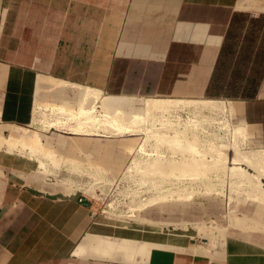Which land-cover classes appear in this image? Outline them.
<instances>
[{
    "label": "crops",
    "instance_id": "1",
    "mask_svg": "<svg viewBox=\"0 0 264 264\" xmlns=\"http://www.w3.org/2000/svg\"><path fill=\"white\" fill-rule=\"evenodd\" d=\"M248 3L0 0V122L30 124L52 79L112 96L228 98L248 142L264 148V9ZM214 75L221 91L248 80L256 89L233 96L211 88L208 95ZM14 159L0 162V264L239 263L240 244L201 252L188 234L144 238L92 229L89 202L78 193L41 192L31 168ZM87 234L137 244L132 252L95 240L85 248Z\"/></svg>",
    "mask_w": 264,
    "mask_h": 264
},
{
    "label": "rangeland",
    "instance_id": "2",
    "mask_svg": "<svg viewBox=\"0 0 264 264\" xmlns=\"http://www.w3.org/2000/svg\"><path fill=\"white\" fill-rule=\"evenodd\" d=\"M74 91H75L74 89H70V88L57 89L52 87L51 91L46 90V95L44 97V100L43 99L41 100L43 101V103H49V102L61 103L63 100L68 101V103H74L77 101V97H75ZM150 97H161V96L153 95ZM223 99H228V98H223ZM230 103L228 102L229 106ZM133 107H136V104H133ZM137 107L139 110L141 105L137 104ZM195 112L198 113L199 111L193 112L192 110L189 109H183V110H176L173 112L171 111L170 113L167 114V116H160L159 112L157 113L151 111V113L153 114L151 113L150 114L156 117L153 120L152 118H149L147 116L149 119L146 117L147 121L146 120L142 121L141 120L142 119L141 117L143 116L142 115L140 119L134 118L135 121L133 120L132 122L136 123L139 120V123L142 122L143 125H146V122H153L155 123L154 126L156 127L161 126L160 122H163L164 125L166 124L169 125L170 122L171 123L174 122L173 125L178 126L179 128H183L185 126L189 127L194 123L196 124L197 129L202 128L201 129L202 133H199L198 135L200 140L199 142L204 143L205 141H207V139H209L219 144L225 143L226 145H228V148L225 149L227 153V157H233L234 150L232 147L231 148L229 147L231 141V139H229L230 130L228 131H224L223 129L218 130L217 125L218 126H222V125L221 124L219 125L217 122L220 120L221 121L226 120V123L227 122L230 123V121L233 120V122L236 123L238 122V119L236 118L237 116L234 114L233 119H231L229 118L230 115L228 112H224V113L222 112L218 116L214 114L211 115L210 113L208 115V112L205 111H200L202 112V114L200 112L199 114H196ZM51 113L46 108H38V110L34 115L35 119L30 124L18 125L11 123L14 126L27 127L31 130L37 131L42 135L43 138L42 142L43 144L44 143L45 144L38 148L37 151L39 153L36 152V155H31L29 153V150L26 149H22L24 150L22 151L21 149L17 150L18 148H16L11 152H8L5 151L3 148H0L1 149L0 162L5 163L6 159L8 158H15L14 160H16L17 158L20 164L22 165L25 164L26 167L31 168L30 174L34 175L33 186L38 188L43 193L58 192V193H64L65 195H70L74 193L80 194V196H82L87 202H89V206H88L89 213L94 218V221H96L95 224H91L92 229H97L103 231L104 233H109L113 235H129V236L144 237V238L151 237L154 234L164 235V236H172V235L181 236L183 234H188L192 236L191 240L197 243V249H199L200 245H203L204 242L207 241V239H205V237L207 238L206 233L209 234L211 233L210 235L212 236V238L208 237V239H212L211 244L209 246L211 250H217V248L221 249L224 246L226 248L230 243L233 245L240 244L242 245V251L240 250L238 251V256L241 257L237 260V262H239L238 264H264V247H262L264 246V201H259V200L256 201V199H253L250 188L246 186L243 182L233 181L232 179H229L230 178L229 175L227 176L228 172H223V173L213 172V171L210 172L208 169H205L207 171H204L203 166L205 168L206 167L208 168L210 166L208 163H202L201 164L202 166H196L197 164L196 165L194 164L196 167L195 166L192 167L189 164H184L185 166L182 164L178 165L176 162L175 164H172L175 166H172L170 168L168 167L166 169L162 168L161 170L160 169L158 170L157 178L165 182L168 180L170 184L168 182L166 184L165 182L160 180L161 183L163 182L162 183L163 185L160 184L161 186L160 188L163 189H159V191H155V192L151 191L153 193L152 196L151 192L147 193V191H145L146 184H144V182L146 183V181L143 178L144 176H142L143 173L141 171V168L138 165H135L133 161V160L136 161L139 160L138 162H140V158H141L140 152L134 151V149L132 148H134L135 147L134 145H137L136 143H138L142 139V136H144L143 132L137 131L138 133L136 134H128V133L114 134L107 132L108 134H106V136L83 134V133L74 134L71 132V129H69L73 125L74 121L75 124L77 123L78 120H74V119L70 120L68 126L66 124L67 127L66 126H64L63 128L48 127L47 129L45 128L47 126L42 122L45 121L47 122L53 119L51 117L57 116L56 113L53 112ZM98 113H101V110H99ZM150 114L149 116L151 117ZM200 116L209 118V121L212 122V124L215 125V127L212 126V124L209 121H207L205 118H203L204 119L203 121L198 120L201 119ZM164 117H167V119L165 118L166 119L165 121L163 120ZM195 118L196 120H194ZM39 120H41V122ZM190 121H192V123H189ZM139 123L137 125H139ZM6 124H10V123L0 122V127ZM226 128L228 129V127L225 126L224 129L226 130ZM206 132H210V133L208 134ZM226 132L229 133L226 134ZM3 134L7 136L8 132L4 131ZM58 135L62 137L61 138L63 140L62 144H57L55 141L56 140L55 136L58 137ZM218 137L219 138L223 137L224 139L223 138L219 139ZM134 138L136 139L134 140ZM187 139L188 140H186L184 137H180L177 135H175L174 138L173 136H171V138L169 137L167 138V140L165 139L163 140L165 142L162 143L160 148L162 150L165 149L163 151L164 155L170 158L173 157L174 159H177L176 157L177 155L183 153L184 154L189 153L190 151L188 152V150H191L190 147L193 146L192 144H194L195 147L198 145L197 147H199V149L206 148L205 150H209V147L213 148L212 145L207 146L206 142H205L206 144L205 143L202 144L191 141L192 139L190 137H188ZM123 142L126 143L125 146H123L125 144ZM108 143H110V145ZM111 144L113 147L111 146ZM199 144H201L200 145L201 147L199 146ZM202 146H206V147H202ZM238 146L242 151L246 152L247 154H252L256 149L259 148V147L255 148V146L251 145L247 139L246 140L244 139L242 141L240 140ZM129 149H132L133 151ZM184 151L187 152L185 153ZM45 155L48 157H46ZM106 155H108L109 157ZM35 156H39V157L41 156L40 158L42 160L44 159L43 157H45V160H43L44 167L38 166V161L35 159ZM79 158L81 160H79ZM111 159H113L112 163H111ZM129 165H134V166L128 168ZM228 165L230 166L233 164H230L227 161L225 166ZM241 166L245 167L246 171L253 172V169L248 167L247 165L242 164ZM42 167L45 169H43ZM195 168L196 170L199 168L201 172L199 169L198 171L193 170ZM46 169H48V172ZM41 170L45 172H42ZM165 171L168 174H165ZM187 171H189L188 174L186 173ZM190 171L194 175L197 172H199L200 175L198 176L196 175L197 177H203L202 172L204 171L205 173H203V175L206 176L203 178L202 182H195V184L194 182H190L191 184L186 183L187 188L180 187L179 181L177 182V180H180L179 177L186 180L187 177L191 176ZM159 172H161L162 174L164 172V176L162 177L161 176L162 174L161 173L159 174ZM142 178L144 180H142ZM162 178H164L165 180ZM191 185L193 188L189 187ZM89 190H91V192ZM143 190L145 192H143ZM92 191L96 193L94 194ZM246 194H248L249 196H247ZM150 196L155 197L153 202H147ZM170 196L173 197L170 198ZM160 198H162L163 200ZM141 218H144L145 220ZM146 219L152 221H159V223H154V222L150 223L146 221ZM211 220H213L212 221L213 223L209 222ZM243 220L245 223L243 222ZM165 221L203 222L206 228L204 227L205 231H200L197 228L191 226V224L170 225V224L160 223ZM249 223L251 224V226L249 225ZM255 223L258 224L255 225ZM252 224H254V226L256 227L253 228ZM214 226H216V228H213ZM258 226L259 228H257ZM224 238H226V242Z\"/></svg>",
    "mask_w": 264,
    "mask_h": 264
},
{
    "label": "bare ground",
    "instance_id": "3",
    "mask_svg": "<svg viewBox=\"0 0 264 264\" xmlns=\"http://www.w3.org/2000/svg\"><path fill=\"white\" fill-rule=\"evenodd\" d=\"M258 1L259 0H249L248 4L252 3L253 7L255 6L257 8L264 9V4L261 3V2L258 3ZM47 81L51 84V86L53 88H57V89H61V88L74 89L77 92L78 95H77V101L74 102V103H68V101H66V100H63L61 103H59V102H49V103L36 102L35 103V108H34V115H35L36 111L38 110V108H46V109H48L50 111V113L53 112V113L57 114V116H53V115H56V114H53L52 115L53 117H51L53 119H51V120H49L47 122L45 121L46 119L43 120V121L46 122V123L42 122V123H44L47 126L45 128H47V129H48V127H50V128H53V127H55V128H58V127L63 128L64 126H66V124H67V126L69 125L68 123L70 122V120L74 119V120H78L77 123L75 124V121H74V123L72 122L73 125L71 127L69 126L70 128L68 127L69 129H71V132L74 133V134L75 133H83V134L105 135L106 136V134H108L107 132L114 133V134L115 133H117V134L118 133L136 134V133H138L137 131H141V132L144 133V136H142V139L141 140L139 139L140 141L138 140L139 142L136 143L137 145H134L135 147L132 148V149H134V151L140 152V156H141L140 162H138L139 160L138 161L133 160V159L132 160L134 161L135 165H138L141 168V171L143 173L142 176H144L143 178L146 181V183L144 182V184H146L145 191H147V193H149L151 191L155 192V191H159V189H163V188H160L161 187L160 184H162L165 181L157 178V173H158L159 169L161 170L162 168L166 169L168 167L170 168L172 166H175V165H172V164H175L176 162H177L178 165L179 164L180 165L181 164L182 165L189 164L192 167L195 166L196 164H197L196 166H202L201 165L202 163H208L210 166L208 168L207 167L205 168L203 166L204 171H207L205 169H208L210 172L211 171L220 172V173L221 172L222 173L223 172H228L227 176L229 175V177H230L229 179H232L233 181L243 182L246 186H248L250 188L253 199H256V201L257 200L264 201V181H263V178H264V148H258L252 154H247L246 152L242 151L239 148V146H238L239 141L240 140L242 141V140L246 139L245 128H244V126L241 123H235V122H233V120L230 121V123L229 122L226 123V120H222V121L220 120V121L217 122L219 125L220 124L222 125V126H218L217 125L218 130H221V129H223L224 131L230 130V133L229 132L228 133L230 134L229 139H231V141H230V144L229 143H227V144H229V147L230 148L232 147L233 150H234V156L233 157H227V153H226L225 149L228 148V145H226L225 143H220L219 144V143H217L215 141L207 139V141H205L207 143V146L208 145L209 146L210 145L213 146V148L209 147L210 153H209V150H205L206 148L205 149H203V148L199 149V147H197L198 145L195 147L194 144H192L193 146L190 147L191 150H188V152L190 151L189 153H186L187 151L186 152L184 151L186 154L183 153V154L177 155L176 156L177 159H174L173 157L170 158V157H167L166 155L163 154V151L165 149L162 150L160 148L162 143L165 142L163 140L164 139L167 140V138H169V137L171 138V136H173V138H174V136L177 135V136H180V137H184L186 140H188L187 138L190 137L192 139L191 141H194L196 143L197 142L198 143H202V142H199L200 140H199V137H198L199 133H202L201 132L202 128L201 129H197L196 124H194V123L191 126H189V127L185 126L183 128H179L178 126L173 125L174 122L173 123L170 122L169 125H167V124L164 125L163 122H160L161 126H159V127L158 126L157 127L154 126L155 123H153V122H146L148 117L152 118V120L154 118H156L154 115H151V114H153V113H151V111L157 112V113L159 112L160 116H167V114L170 113L171 111L173 112V111H176V110H183V109H189V110H192L193 112L194 111H199V112L200 111H205V112H208V115L210 113L211 115L214 114L216 116H218L222 112L223 113L224 112H228L229 115H230L229 118L232 119V113H231V110H230V106L228 104L229 100L223 99V98H212V97L211 98L210 97H201V98H176V97L174 98L173 97V98H170V97H144V96H126V95L112 96V95L104 94L98 88L91 87V86H88V85H85V84H76V83L63 82V81H57V80H52V79H48ZM75 97H76V95H75ZM133 104H136V107H137V104L141 105L140 109L138 110V107H137V109H136V107H133ZM99 110H101V113H98ZM199 112L198 113L195 112V113L199 114ZM200 113L202 114V112H200ZM149 114L151 115V117L149 116ZM155 115H156V113H155ZM172 115H175V114H172ZM46 117H48V116H46ZM140 117L142 118L141 119L142 121L146 120L145 121L146 125H143L142 122L139 123V120L136 123L132 122L134 120V118L140 119ZM157 117H158V115H157ZM211 117H213V116H211ZM165 118L167 119V117H164V119H163L164 121L166 120ZM179 118H181V117H179ZM200 118L201 119H198L200 121L201 120L203 121L204 120L203 118H205L207 121H209V118H206V117H203V116H200ZM34 119L35 118H33V120ZM194 120H196V118ZM39 121L41 122V120H39ZM215 122H216V120H215ZM138 123H139V125H137ZM189 123H192V121H190ZM210 123L212 124V122H210ZM11 125L12 124H6V125H3L2 127H0V148H3L5 151H8V152H11L12 150H14L16 148H18L17 150L26 149V150H29V153L31 155H36V152H38L37 151L38 148L45 144V143L43 144V142H42L43 141L42 135L40 133H38L37 131L31 130V129L27 128V127L14 126V125L11 126ZM212 126L215 127V125H213V124H212ZM225 126L228 127V129L226 128V130H225L224 129ZM136 127H138V128H136ZM43 130H44V127H43ZM4 131L8 132L7 136L3 134ZM206 133L209 134L210 132H206ZM214 133H216V132H214ZM228 133L226 132V134H228ZM55 137H56V140H55L56 143L57 144H62V141H63L61 139L62 137H60L59 135H58V137L57 136H55ZM222 138H219V139H222ZM135 139L136 138H134V140ZM131 142H132V140H131ZM226 142H229V141H226ZM123 143H125V142H123ZM204 143H202V144H204ZM108 144L110 145V143H108ZM125 145H126V143L123 146H125ZM200 145L201 144H199V146ZM111 146H112V144H111ZM69 147H70V145H69ZM202 147H206V146H202ZM123 149H125V148H123ZM132 149H129V150H132ZM129 150H128V152H129ZM22 151H24V150H22ZM27 155H29V154H27ZM106 156H108V155H106ZM40 157L39 156H35V159L38 161V166L39 167L43 166V164H44L43 160H45V157H43L44 158L43 160ZM46 157H48V156H46ZM30 158H31V156H30ZM79 160H81V159L79 158ZM112 160L113 159H111V163H112ZM103 161H104V159H103ZM227 161H228V163L233 164V165L225 166ZM242 164H245L248 167L252 168L253 172L246 171V168L241 166ZM203 165H205V164H203ZM133 166L134 165H129L128 168L133 167ZM186 167H188V166H186ZM43 169H45V168H43ZM198 169L196 170V168H195L193 170L198 171ZM201 169H202V167H201ZM46 170L48 172V169H46ZM204 171L202 172V176L203 177H197L198 175H200L199 172H197L194 175L190 171L191 172L190 173L191 174L190 177H187L186 180H184L181 177H179L180 180H177V182L179 181V186L183 187V188L187 186L186 183L187 184H191L190 182H194V184H195V182H202L203 178L206 176V175H203V173H205ZM42 172H45V171H42ZM200 172H201V170H200ZM160 173L161 172H159V174ZM186 173L188 174L189 171H187ZM165 174H168V173L165 171ZM192 175H194V176H192ZM161 176L162 177L164 176V172H163V174ZM207 177H208V175H207ZM143 178H142V180H144ZM164 178H162V179H164ZM132 180H133V178H132ZM160 180L163 181V182L161 183ZM217 180H218V177H217ZM219 180H221V179H219ZM180 181H181V183H180ZM233 181H231V182H233ZM167 182L170 184V182L168 180L165 183L167 184ZM172 182H171V184H172ZM233 183H235V182H233ZM194 184H192V185H194ZM173 185H174V183H173ZM192 185L189 186V187L191 188ZM89 191L91 192V190H89ZM93 191H95V190H93ZM145 191L143 190V192H145ZM152 192H151V194L153 196ZM138 193H140V192H138ZM246 195L249 196L250 193H249V195L248 194H246ZM152 196H150V198L148 197L149 198L148 200L146 199L147 202H153L155 197H152ZM172 197L170 196V198H172ZM177 197H179V196H177ZM162 198H160V199H162ZM247 198H249V197H247ZM250 198H251V196H250ZM164 200H165V198H164ZM138 208H140V207H138ZM141 219L145 220L144 218H141ZM146 221H148L150 223L151 222L159 223V221H152V220H149V219H146ZM212 221L213 220H211L209 222H212ZM240 222H242V221H240ZM243 222H244V220H243ZM160 223H162V224H170V225L171 224H173V225H176V224H181V225L191 224V226H193L194 228H197L200 231H205V228H206L204 226L203 222H196V221H180V222L165 221V222H160ZM247 224H246V226H247ZM257 224L255 223V225H257ZM249 225L251 226L250 223H249ZM252 227L254 228L256 226H254V224H252ZM213 228H216V226H214ZM257 228H259V226ZM254 230H256V229H254ZM210 232H211V230H210ZM206 234H207V238L205 237V239H207V241H205L203 245H200V247L198 249L201 252H207L210 249L209 246L211 244V240L212 239H208V237L212 238V236L210 235L211 233L210 234L206 233ZM224 239H225V242H226V238H224ZM93 240H95V242H96L95 244H97L98 246L103 245V247L111 249V250L113 249L115 252L118 251V250L122 251V252L125 251V250H128V251L132 252L129 249H133V248L135 249V246L137 244V241H135L134 239H130V238H126V237L125 238H110V237H104L102 235H91V234H87L84 237L83 242L81 244H83L85 246V244H87V243L88 244L90 242L92 243ZM147 243H149V242H147ZM81 244L79 246L80 250H82V248H83L82 247L83 245H81ZM88 244H87V246H88ZM143 247H144V245H143ZM262 247H264V246H262ZM85 248H86V246H85ZM136 248H138V247H136ZM141 249H143V248L141 247ZM141 249L138 248V250H141ZM77 251H78V249H77ZM221 251L223 252V249ZM133 254H130V255H133ZM126 257H128V256H126Z\"/></svg>",
    "mask_w": 264,
    "mask_h": 264
},
{
    "label": "trees",
    "instance_id": "4",
    "mask_svg": "<svg viewBox=\"0 0 264 264\" xmlns=\"http://www.w3.org/2000/svg\"><path fill=\"white\" fill-rule=\"evenodd\" d=\"M219 64H220V59H218V62L216 64V66H215L216 69L219 68ZM255 85H256V82L255 81H250V80L245 81L242 84H241V82L232 81V82L228 83V86L225 87L224 91L223 90L221 91L220 89L223 88L224 84H223V82H221V80L216 79L215 75H214V77H212V79L210 81V84H209L208 95L210 94V89L211 88L215 89L216 93H221L222 92V94H231L233 96H235V93H237L240 89H241V93L242 94H246V93L250 94L251 93V95H253V93H254V91L256 89ZM80 199H81L80 200L81 202L87 204V201L85 199H82V198H80Z\"/></svg>",
    "mask_w": 264,
    "mask_h": 264
},
{
    "label": "built area",
    "instance_id": "5",
    "mask_svg": "<svg viewBox=\"0 0 264 264\" xmlns=\"http://www.w3.org/2000/svg\"><path fill=\"white\" fill-rule=\"evenodd\" d=\"M81 200V199H80Z\"/></svg>",
    "mask_w": 264,
    "mask_h": 264
}]
</instances>
